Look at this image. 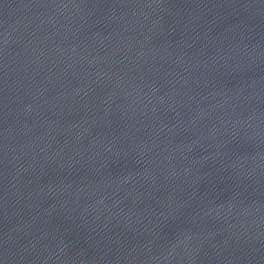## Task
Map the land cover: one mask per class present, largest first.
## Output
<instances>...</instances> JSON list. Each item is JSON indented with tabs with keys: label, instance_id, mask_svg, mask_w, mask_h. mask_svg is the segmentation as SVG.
<instances>
[{
	"label": "water",
	"instance_id": "95a60500",
	"mask_svg": "<svg viewBox=\"0 0 264 264\" xmlns=\"http://www.w3.org/2000/svg\"><path fill=\"white\" fill-rule=\"evenodd\" d=\"M0 264H264V0H0Z\"/></svg>",
	"mask_w": 264,
	"mask_h": 264
}]
</instances>
